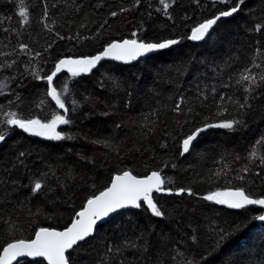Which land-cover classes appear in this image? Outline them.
<instances>
[{
	"label": "trees",
	"instance_id": "1",
	"mask_svg": "<svg viewBox=\"0 0 264 264\" xmlns=\"http://www.w3.org/2000/svg\"><path fill=\"white\" fill-rule=\"evenodd\" d=\"M166 2L167 15L160 0L138 5L135 0H0V64L12 65L0 67V121L8 112L43 121L54 111L63 114L46 96L47 82L34 79V70L50 74L59 59L96 55L113 41H179L130 66L103 62L77 77L60 73L54 86L58 91L65 83L70 87L62 95L72 123L57 131L71 139L49 141L0 123L6 132L0 142V250L9 242L32 239L39 228L65 229L113 176L130 171L143 178L157 171L172 193L153 195L165 215L154 217L141 203L138 210L113 216L67 254L70 264L264 262V222L255 219L264 215V207L230 209L203 199L236 188L264 198V82L244 112L228 99L243 102L247 82L236 83L243 69L264 75V28L255 30L257 24L264 26V0H244L200 44L189 41L191 29L237 0ZM20 44L28 50L20 52ZM181 96V109L174 111ZM231 119L244 123L233 131L207 129L189 153L180 155L183 139L195 128ZM44 173L46 186L33 196L32 181ZM180 188L194 195H176ZM129 242L136 247H123ZM110 244L121 246L122 253L112 258Z\"/></svg>",
	"mask_w": 264,
	"mask_h": 264
},
{
	"label": "snow or ice",
	"instance_id": "2",
	"mask_svg": "<svg viewBox=\"0 0 264 264\" xmlns=\"http://www.w3.org/2000/svg\"><path fill=\"white\" fill-rule=\"evenodd\" d=\"M174 2V0H173ZM224 2V0H222ZM244 0H237L235 6H232L229 10L221 11L217 16L211 19H207L200 23L198 26L191 29V34L188 36L189 40L192 41H203L210 36L213 26L222 17H230L234 13H237ZM22 3V0H21ZM140 0H135V5H138ZM163 5V10L165 15L168 14V9L170 4L166 0H160ZM134 5V6H135ZM121 11H126V9H121ZM47 13H45L46 15ZM20 15L27 21V12L21 7ZM112 16L117 15V13H111ZM264 26L257 24L255 26L256 31H261ZM135 36L136 34L133 33ZM179 41L176 39H169L163 42H144L137 39H125L123 41L117 42L113 41L104 47L103 51L92 56H83L80 58H62L59 59L54 66V70L50 74H45L41 76L38 71L34 70L32 75L36 80H45L47 82L46 96L51 98V101L55 102L56 108L62 110L54 111L52 116L47 121H43L39 118L23 119L16 112L6 113V120L0 121V123H6L8 126L17 127L23 132L28 133L32 136L42 137L49 141H62L65 139H71L70 136H66L64 133L57 131V128L61 125H69L72 123L68 117L70 109L66 106V100L63 98L62 94L70 92V87L68 83L62 85L61 91L57 90L54 86V80L57 78L58 74L66 71L71 75V77L80 76L82 73L91 72L96 66L105 59H110L114 61H123L128 63L130 61L136 60L138 57L144 56L147 53H152L157 50L168 49L172 45L178 44ZM20 52H25L28 50V45L20 44ZM2 55V54H0ZM37 56L40 53H36ZM11 67V64L4 65L0 64V67ZM254 67H260L258 64H254ZM247 82V86L243 88L246 95L244 96L243 102H239L232 97L228 99L232 101L234 105L238 108L240 112L246 111L250 107V99L252 98V93L259 86V83L264 82V75L257 76L251 70V68H245L239 73V78L236 83L243 85ZM116 83V82H114ZM118 86V84H117ZM227 87L228 85H224ZM0 88L3 85L0 84ZM215 91V88H213ZM2 94V93H0ZM203 95V93H201ZM224 96H220V100H224ZM183 96L180 97L179 101L176 103L174 111H180L181 104L183 103ZM44 100L40 101V105L44 104ZM76 104V101H73ZM38 105V106H40ZM227 111V109H223ZM108 113H103L107 115ZM217 115H222L221 111L217 112ZM244 122L239 119L231 120H221L214 123H204L202 127H197L191 134L187 135L182 141V151L180 153L183 156L189 153L193 142L197 140L198 136L205 132L207 129L219 128L228 131H233L236 126L242 125ZM6 139V132L0 131V142ZM25 153L21 152L20 156H24ZM255 153H253V156ZM261 164H264V159L261 160ZM249 169L245 167L242 169L243 173H247ZM48 174L44 173L40 178L32 181L31 193L33 196L41 193L45 188L44 177ZM54 175V173H53ZM239 179H243L244 176H238ZM15 183V182H13ZM165 180L162 178L161 174L157 171L151 172L149 175L138 178L133 175L130 171H123L121 174L113 176L110 186L106 187L99 194L90 196L83 208L75 213L71 224L61 231L49 228H39L35 232L33 239L24 240L19 239L13 242L7 243L6 246L0 250V264H19L18 258L21 257H42L47 261V264H70V256L66 255L69 250L74 249L79 242L85 241L87 238L93 235L95 226L98 221L103 220L108 217L111 213L117 212L121 209L141 208V202L147 206L154 217H163L165 213L161 208L154 202L153 193H159L162 191H168L171 193V189H165L163 185ZM63 186V185H61ZM53 190L49 187V191ZM185 191L189 195H194L191 189L180 188L176 190V195H180ZM206 201L214 202L218 205H226L230 209H243L248 205H260L264 207V198L254 199L251 198L246 192L241 188L236 189H226L223 191L217 190L211 192L203 197ZM256 220L264 222V215H258L255 217ZM227 234H222L221 239H225ZM133 247L135 244L126 243L123 247ZM123 248L121 246H114L110 244L107 247V253L114 258L115 255L121 254ZM98 264H107V261L98 262ZM188 264H192L191 261ZM264 264V262H262Z\"/></svg>",
	"mask_w": 264,
	"mask_h": 264
},
{
	"label": "water",
	"instance_id": "3",
	"mask_svg": "<svg viewBox=\"0 0 264 264\" xmlns=\"http://www.w3.org/2000/svg\"><path fill=\"white\" fill-rule=\"evenodd\" d=\"M216 25V24H215ZM215 25L213 26V29L211 30V33H212V31L214 30V28H215ZM208 38V37H207ZM207 38L205 39V40H203V41H192V40H189L191 43H193V44H200V43H203V42H205L206 40H207ZM120 42V41H119ZM171 47V46H170ZM169 47V48H170ZM165 50H167V49H163V50H157V51H154V52H152V53H147V54H145L144 56H141V57H138L136 60H134V61H130V62H128V63H125V62H123V61H114V60H110V59H105V60H103V61H101L97 66H96V68L101 64V63H103V62H106V63H114V64H118V65H122V66H130V65H133V64H135V63H137V62H140V61H142V60H144V59H146V58H148V57H151V56H153V55H155V54H158V53H160V52H162V51H165ZM96 68H94L93 70H95ZM92 70V71H93ZM63 72H66V71H63ZM62 73V72H61ZM60 74V73H59ZM58 74V75H59ZM11 127H14V126H11ZM17 128V127H16ZM18 130H21V129H19V128H17ZM23 131V130H22ZM195 143V141L193 142V144ZM111 183V182H110ZM108 186H110V184L108 185ZM154 194H157V195H159V196H171L172 195V193H169L168 191H162V192H159V193H156V192H154L153 193V195ZM141 203H143V202H141ZM144 204V203H143ZM145 205V204H144ZM146 206V205H145ZM248 206H251V205H248ZM147 207V206H146ZM247 207V206H246ZM134 210H138V209H134V208H127V209H121V210H118L117 212H114V213H111L108 217H105L103 220H101V221H98L97 222V225L95 226V230H96V228L99 226V225H101V224H103V223H105L106 221H108L110 218H112L113 216H115V215H117V214H119V213H122V212H125V211H134ZM71 224V223H70ZM95 230H94V233H95ZM94 233H93V235L92 236H90L89 238H87L85 241H81V242H79L78 243V245L77 246H74V249L75 248H77L79 245H81L82 243H84V242H86L88 239H90V238H92L93 236H94ZM34 236H35V234H34ZM34 236H33V238H34ZM32 238V239H33ZM74 249H72V250H69V253L70 252H72ZM69 253H67V254H69ZM66 254V255H67ZM18 260H19V262H21V261H24V260H28V261H42V262H44L45 264H47V261L44 259V258H42V257H21V258H18ZM13 264H16V262L14 261L13 262Z\"/></svg>",
	"mask_w": 264,
	"mask_h": 264
},
{
	"label": "bare ground",
	"instance_id": "4",
	"mask_svg": "<svg viewBox=\"0 0 264 264\" xmlns=\"http://www.w3.org/2000/svg\"><path fill=\"white\" fill-rule=\"evenodd\" d=\"M226 206V205H225Z\"/></svg>",
	"mask_w": 264,
	"mask_h": 264
}]
</instances>
